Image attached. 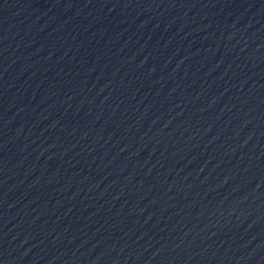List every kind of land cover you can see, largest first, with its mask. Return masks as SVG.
Here are the masks:
<instances>
[{"label":"water","instance_id":"95a60500","mask_svg":"<svg viewBox=\"0 0 264 264\" xmlns=\"http://www.w3.org/2000/svg\"><path fill=\"white\" fill-rule=\"evenodd\" d=\"M0 264H264V0H0Z\"/></svg>","mask_w":264,"mask_h":264}]
</instances>
